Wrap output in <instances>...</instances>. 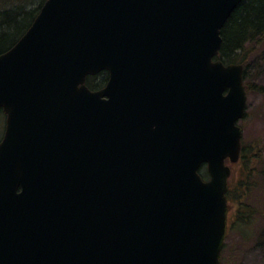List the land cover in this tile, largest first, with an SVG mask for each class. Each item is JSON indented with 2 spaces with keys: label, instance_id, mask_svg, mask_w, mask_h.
Returning <instances> with one entry per match:
<instances>
[{
  "label": "water",
  "instance_id": "water-1",
  "mask_svg": "<svg viewBox=\"0 0 264 264\" xmlns=\"http://www.w3.org/2000/svg\"><path fill=\"white\" fill-rule=\"evenodd\" d=\"M243 1L46 0L0 55V193L63 239L28 264H220L247 93L214 58Z\"/></svg>",
  "mask_w": 264,
  "mask_h": 264
},
{
  "label": "trees",
  "instance_id": "trees-1",
  "mask_svg": "<svg viewBox=\"0 0 264 264\" xmlns=\"http://www.w3.org/2000/svg\"><path fill=\"white\" fill-rule=\"evenodd\" d=\"M45 1L0 0V55L14 46L27 31ZM220 36L222 42L216 59L225 65H242L245 89L252 91L254 85L248 82L246 75L253 57L256 74L264 78V0H244L232 12ZM107 80L108 73L104 71L87 77L85 85L97 91L106 85ZM257 92L264 93V86H259ZM263 152L264 148L250 151L242 143L239 162L243 163L245 176L234 191L229 188L227 193L228 219L232 215V221L228 224L226 238L232 231L242 235L243 239H249L254 229L255 235L260 231L264 234V229L259 231V226L256 228L259 220L264 218V208L261 211L260 205L255 203V198L264 197V169L259 170ZM200 175L206 177V173L201 171ZM231 193L236 194L230 197ZM234 197L237 199L235 203Z\"/></svg>",
  "mask_w": 264,
  "mask_h": 264
},
{
  "label": "rangeland",
  "instance_id": "rangeland-1",
  "mask_svg": "<svg viewBox=\"0 0 264 264\" xmlns=\"http://www.w3.org/2000/svg\"><path fill=\"white\" fill-rule=\"evenodd\" d=\"M248 82L254 85L252 91L247 92L245 115L238 122V126L242 129L241 142L248 149L254 150L255 148H264V93L257 92L259 86H264V78L259 77L255 71L254 57L250 62V66L247 69ZM4 127V116L0 114V135ZM260 160V168L264 169V152L262 153ZM227 164H229L227 162ZM231 177L229 179V188L234 191L239 181L245 176L243 163L238 162L230 164ZM201 173H205L204 169ZM236 193H231L235 196ZM237 199H233L235 203ZM255 203L259 204V208L263 211L264 197L255 198ZM263 207H262V205ZM234 207H232V214ZM229 222L232 221V215H229ZM259 231L264 229V218L259 220ZM256 229L253 230V234L249 239H243L242 235L236 231H232L225 240V246L222 254L224 264H264V234L260 231L259 234H254Z\"/></svg>",
  "mask_w": 264,
  "mask_h": 264
},
{
  "label": "flooded vegetation",
  "instance_id": "flooded-vegetation-1",
  "mask_svg": "<svg viewBox=\"0 0 264 264\" xmlns=\"http://www.w3.org/2000/svg\"><path fill=\"white\" fill-rule=\"evenodd\" d=\"M0 114L5 115L0 110ZM3 131L0 135V142L3 138ZM20 189L16 190V193H0V212L5 209L7 212L0 213V264H17V254L22 260L21 264H28L32 256L41 261L43 252V245H51L52 252L50 255H56L57 252L64 253L60 247L61 238H54V231H47V237L44 238L43 231L41 228L36 229H23L16 227L13 222L16 219V212L21 210L23 207L26 208L27 200L20 198L22 193H19ZM52 234V237H50ZM63 243V242H62ZM61 243V244H62ZM21 246L17 249L18 246ZM24 246V247H23ZM224 249V248H223ZM224 258V257H223ZM222 253L220 257V263L224 264Z\"/></svg>",
  "mask_w": 264,
  "mask_h": 264
}]
</instances>
